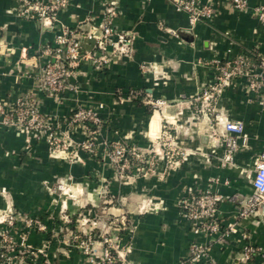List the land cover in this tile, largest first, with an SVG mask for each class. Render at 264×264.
<instances>
[{"label": "crops", "instance_id": "0c3cea01", "mask_svg": "<svg viewBox=\"0 0 264 264\" xmlns=\"http://www.w3.org/2000/svg\"><path fill=\"white\" fill-rule=\"evenodd\" d=\"M194 2L211 7L214 17L190 24L173 0H70L51 27H41L18 18L15 0H0V102L12 108L31 96L50 126L18 133L0 125V223L12 215L18 229L26 219L44 229L27 231L25 239L44 251L43 260L9 264H91L78 241L66 243L67 229L82 239L90 235L96 252L103 238L110 240L117 264H181L191 242L208 245L216 264L237 263L246 244L264 248V214L237 216L239 199L253 192V163L264 149V106L240 80L222 93L216 131L223 121L237 120L245 135L233 160L223 163L214 119L201 114L198 102L217 62L264 57V31L249 14L232 10L229 0ZM108 13L129 42L127 51L100 70L84 59L68 79L76 94L46 96L36 79L44 62L41 48L67 28L78 33L89 55L93 42L85 35L98 32ZM156 100L165 103L163 113L147 104ZM78 107L98 114L97 133L70 122ZM163 121L175 130V146L184 155L171 167L158 143ZM49 140L63 143L64 150L52 153ZM85 140L93 142L92 154L79 149ZM114 143L155 153L158 161L144 176L119 178L104 155V145ZM189 190L227 199L219 204L217 220L233 232L223 241L191 233L177 208Z\"/></svg>", "mask_w": 264, "mask_h": 264}, {"label": "built area", "instance_id": "2783aa9c", "mask_svg": "<svg viewBox=\"0 0 264 264\" xmlns=\"http://www.w3.org/2000/svg\"><path fill=\"white\" fill-rule=\"evenodd\" d=\"M70 0H15L18 18L35 21L41 27H51L57 21L60 10L67 7ZM177 6L187 13L190 24L200 20H211L214 11L207 5L197 6L194 0L181 3L173 0ZM232 10L245 12L255 19L264 31V4L250 5L248 0H229ZM175 36V33L170 32ZM85 37L93 42L91 53L82 52V45L78 33L64 28L60 34L53 38L50 45H44L40 56L44 62L40 66L36 79L41 85L42 92L56 100H60L66 92L77 93V87L68 83L73 69L88 59L95 69L106 67L117 52H125L129 42L117 33L112 25L109 13L102 22L99 31L86 33ZM242 81L245 90L254 95L260 106H264V57L259 54L250 58L238 55L225 62H217L213 82L201 91L199 108L202 115L210 120L214 135L218 138L223 149L221 160L230 163L239 147L245 143L243 123L237 120L222 122V130L216 131L217 111L216 103L222 93L232 83ZM154 110L163 113V101H147ZM70 122L80 124L86 133H97L101 120L93 109L75 108L70 115ZM0 125L14 129L18 133L40 132L49 129L48 122L39 111L36 100L31 96L19 99L12 107H6L0 102ZM93 127V130L90 128ZM176 132L167 121L161 123L158 143L162 147L161 157L167 167L173 166L178 158L184 155L175 146ZM52 153L64 150L65 145L58 141L49 140ZM79 149L92 154L95 146L92 141L85 140ZM105 159L114 167L119 178L146 175L156 165L158 159L154 154L143 153L136 147H125L121 144L104 145ZM253 192L241 197L237 208V216L246 218L264 214V149L257 155L253 163ZM225 199L210 190H189L177 203L181 216L188 222L191 233L195 236H216L223 241L233 232L232 226L222 229L217 220L219 204ZM29 230L42 231L43 227L32 219L24 220V229L15 226L12 215L7 216L0 223V264H9L13 261L39 262L41 250L34 251L25 244L26 233ZM17 235L18 242L14 241ZM79 239V236H76ZM77 239V240H78ZM103 247L99 252L93 249L90 235L80 242L81 248L89 255L91 264H117L112 253V244L107 238L102 239ZM181 264H216L209 256L208 245L191 242L188 246L187 258ZM235 264H264V248L246 244L240 253V259Z\"/></svg>", "mask_w": 264, "mask_h": 264}, {"label": "rangeland", "instance_id": "374dc122", "mask_svg": "<svg viewBox=\"0 0 264 264\" xmlns=\"http://www.w3.org/2000/svg\"><path fill=\"white\" fill-rule=\"evenodd\" d=\"M66 222H67V224H70V220L69 219H67L66 220ZM44 230V229H43ZM63 231H65L64 229H60L59 230V232L58 233H62ZM67 231H69L70 233H68L67 232V234H68V236L66 237V239H64L65 241H66V243H68V244H70V243H72V242H75V241H78L79 243L81 242V241H84L85 239H82L81 237H79V239L76 237L78 234H76L72 229H67ZM78 239V240H77ZM14 241L15 242H18V237H17V235H16V233H15V235H14ZM34 249V251H36V250H41V254H39V262L40 261H42L43 259V257H44V251L42 250V249H39V248H33ZM82 252L87 256V257H89V255L87 254V253H85V251H84V249L82 248Z\"/></svg>", "mask_w": 264, "mask_h": 264}]
</instances>
